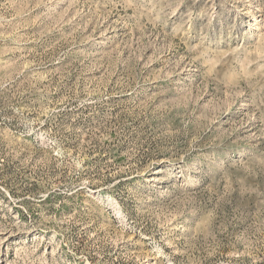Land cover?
<instances>
[{
  "label": "rangeland",
  "instance_id": "rangeland-1",
  "mask_svg": "<svg viewBox=\"0 0 264 264\" xmlns=\"http://www.w3.org/2000/svg\"><path fill=\"white\" fill-rule=\"evenodd\" d=\"M0 264H264V0H0Z\"/></svg>",
  "mask_w": 264,
  "mask_h": 264
}]
</instances>
